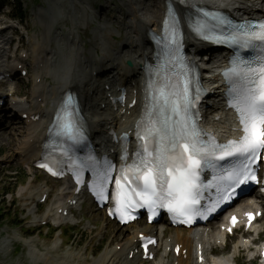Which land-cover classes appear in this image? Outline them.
Wrapping results in <instances>:
<instances>
[{"label":"snow or ice","instance_id":"6c2138e0","mask_svg":"<svg viewBox=\"0 0 264 264\" xmlns=\"http://www.w3.org/2000/svg\"><path fill=\"white\" fill-rule=\"evenodd\" d=\"M213 20L218 23L199 20L194 30L204 39L259 49L252 59L237 55L224 72L229 85L228 104L238 114L242 135L219 143L197 126L191 109L199 99V92L194 98L191 96L186 74L182 85L169 82L155 87L151 106L138 124L137 138L141 143L135 159L122 166L115 178L112 199L122 220L129 216L130 210L147 207L149 212L167 208L174 216L183 217L185 223H191L196 216L207 218L205 213L214 212L222 201L231 200L237 188L258 182L254 166L264 152V22L258 25L245 22L221 37L215 35V30L231 22L222 16H214ZM165 26L171 27L169 43L176 44L178 30L171 9ZM76 115L69 97L57 115V127L73 141L83 138ZM205 135L210 138L203 139ZM123 158L127 159V149ZM226 160L231 161L229 166L221 167L219 162ZM205 169L214 173L207 183L201 179ZM112 171L109 164L102 172L95 173L98 185L94 184V190L102 200L109 198L106 185L112 179ZM217 171L219 175L215 174ZM212 189L215 198L206 196ZM205 199L209 203L202 204ZM248 216L251 220L252 214Z\"/></svg>","mask_w":264,"mask_h":264},{"label":"bare ground","instance_id":"6f19581e","mask_svg":"<svg viewBox=\"0 0 264 264\" xmlns=\"http://www.w3.org/2000/svg\"><path fill=\"white\" fill-rule=\"evenodd\" d=\"M66 1L68 4L73 6L75 5L76 1H80V0H66ZM173 1H175L176 4H179V3L187 4V5L202 4V5H208L210 7H215V8L220 7L223 4H226L227 7L231 8L232 6L238 5L246 0H173ZM119 2L121 3L122 6L126 8L127 12L123 15V17H122L121 12H117L119 13L118 14L119 16L115 14L111 16L110 19H113L114 23L108 22L106 20V16H104L105 11L108 9V6L102 7V9L98 12L99 14L98 18L100 21H103V23H100L97 28L102 32L98 31V33L94 34L96 38V41H94V46H98L102 50L103 53L101 55V60L102 59L104 61L111 60L112 63L117 64V71H120L119 74L121 77L125 76L126 73L129 71L131 76L138 78V75L140 74V72L137 67L140 65L141 54L145 49L148 48L146 44H143V43H146L145 42L146 40L143 38L144 30L147 26L153 27V28L155 27V29L156 27H158V23L161 19L163 3H162V0H119ZM79 3H80L79 8H81L83 13L85 12L92 13V11H90L87 7L88 5L87 2L80 1ZM74 11L75 10H72L71 8V13H74ZM123 19L127 20L129 28L125 30V34L124 36H122L123 40L120 41L119 46L121 44L124 46L129 44V49L123 50L122 56L112 57V52H110L109 50L110 46L102 44V41H104V43L106 44L107 43L105 41L106 39L121 37V34L118 29L121 28L120 24ZM78 28L79 27L77 24L73 26V29L75 30H77ZM54 39L57 45L56 50H58L59 52L62 51L63 48L68 50V54L70 55L68 60L65 61L63 59V61L61 60L58 64L55 63L53 66H47V64L45 65L44 74L45 75L50 74L48 76V79L50 80L49 86H47L46 83H42V82L34 83L33 88L31 90V94L35 95L36 98H42L40 103L37 102L35 104V103H32V101L28 99L20 100V103L23 106V109L29 111L30 114L32 111H37V112H40L41 114L44 113L39 119L40 122L35 125L27 123V121H23L25 125L24 133H25L26 138L27 136L28 138L33 137L35 139V144L38 143L40 141L41 136H43L39 128L42 127V124L43 126L46 125L47 123L46 114L48 113V110H50L54 106V104L56 103V100L61 94V91L67 87L71 89H75V91L81 97L82 105L84 107V110L87 112V114L86 115L84 114V115L89 125L91 124L98 125L99 122H104L105 120L107 121V123L111 124L113 122L112 121L113 119H111L110 117L114 118V114L108 111L100 110L99 108H95L93 107L94 105L93 103L90 104L89 102L86 101L88 92L91 90L95 91L96 88L93 85H89L88 87L86 86V84H89L88 83L89 75H86L84 73V70L86 69H84V66L81 65L78 61L79 56L82 52V45L80 44L79 40L76 37L69 38L63 35L61 36L60 33L54 34ZM60 41L62 43L65 42V45L64 44L61 45ZM140 41H142L143 43L141 44ZM189 43L190 45L194 46V48L196 49L200 48L195 43H193L190 38H189ZM36 45L41 46L39 42H37L35 46ZM96 49L93 50V56L95 54L94 52ZM47 50H44L46 52V54L44 55L45 57H47L50 54V52H48ZM55 58L56 57L52 55L50 57V60L55 59ZM125 59L131 60L133 66L130 69L122 66V62ZM98 64L99 62L96 61L94 63L95 66L93 67V69H97ZM80 69L81 71L79 72L78 70ZM39 73H40V70L36 73L37 77L40 76L38 75ZM0 94L2 93L0 92ZM95 96L100 97V93L97 91ZM8 102L10 103V100ZM13 116H14V113L12 111H9L6 119L13 118ZM91 117L93 120H91ZM130 118H132V120L135 121V119L137 118V110H134V109L131 110V116L127 117V121ZM227 121H228V118H225V121H222V123H225ZM5 122L6 121L4 120V122L0 123V129L2 128V124L5 125ZM120 125H121V122H120ZM91 130L98 132L99 127L93 126L91 127ZM222 132H225V131H222ZM26 138L23 141L20 140V143H17L18 141L16 139L13 140V139H10L9 137H7V139L5 138L8 146L10 147V151L12 152L9 155L6 154L7 156H3L2 161L6 162L10 160L11 157L16 155V157L19 159L20 162L28 163L30 158L32 156L34 157L36 153L32 152L31 147L27 148ZM15 143L17 144V146L20 145V147H17L18 151L13 149L14 148L13 146ZM32 148H34V145L32 146ZM45 182L46 181L42 182L40 185H38V187H35L33 189L29 188L28 192H26L25 195L28 198H31L37 192V196L40 197L41 193L44 192L45 189H48V190L50 189L49 186L47 185V182L46 183ZM63 185L65 186L64 182L60 185V188H58L57 190L58 193H56L54 197L56 198L59 197V192L66 190V187H64ZM22 191H23V188L20 189V194L22 193ZM36 207L37 206L30 208L28 212L34 213L36 211ZM51 216H52V213L48 207L46 212H44L39 218H36L38 216H34V219L32 221L35 222L39 220H45L47 218H50ZM105 226L106 225L103 224L102 228H105ZM129 227H132V229L128 230L130 229ZM125 228L126 230L129 231V236L121 237L120 242L125 243L123 244L121 250L116 251L115 247L109 248L90 262H85L86 258L83 257V254H81L80 252H77V253L66 252L62 254V256H58V257L57 255H53L52 250L57 249V242H55L54 246L51 247V250H49L50 248L49 247L47 251H42L35 245L34 240L32 238L27 239V241L30 240L28 241L29 243H27V246H28L27 254L31 262L32 261L41 262L43 264H130L126 261V257L123 256V251L127 247L126 244L131 242L133 238V234L139 232L141 228H139L137 225H132V226H128ZM144 229H146V227H144ZM113 233L114 231H112V234H111L113 237L118 236L117 234L115 233L113 234ZM169 234H170L171 239H173L174 235L179 236L181 232L175 230L173 232H170ZM121 235L122 234H119V236ZM187 237H188V241H190L191 239L190 231L187 233ZM165 244H167V242H165ZM239 244H240V240H238L233 246L234 250L231 253L232 256L236 253V247H238ZM209 246H207V249L209 248ZM231 254L227 256H217V257L211 256L210 257L211 264H233L235 263V259L229 258ZM133 261H135L136 264H143L139 262L138 258H134ZM154 264H157V262H154Z\"/></svg>","mask_w":264,"mask_h":264},{"label":"rangeland","instance_id":"374dc122","mask_svg":"<svg viewBox=\"0 0 264 264\" xmlns=\"http://www.w3.org/2000/svg\"><path fill=\"white\" fill-rule=\"evenodd\" d=\"M61 1L57 3L56 0H21L27 12V16L24 20L25 24L23 25L25 28H27L28 32V37L26 38V47L32 46L33 42L30 40L32 36H38L40 38L44 34H51L57 28H60L64 34L71 33L72 36V33L76 32L73 29V26L77 24L79 27L77 30H79L82 38L81 42L84 44L83 49L88 54L94 47V38L92 36V32L94 31V23L97 21V19L90 15L92 13L85 12L82 14V16H80L81 18L79 17V19L78 17L72 15L71 22V20L67 17L71 16L69 14V9L70 7L72 8V6L70 4L69 6L65 0ZM87 2H89V7H92L93 9L96 6V3H99L97 9H99L104 4V0H87ZM106 2H109V0H106ZM58 4L62 7H60ZM119 4L121 3L119 2ZM75 6L80 7V3L76 1L73 7ZM111 8L114 10L118 9V4L114 2V0ZM57 12H61V14H57ZM78 12L80 11L77 10L76 14ZM96 13L99 16L98 12ZM72 14H75V11ZM114 14L118 15L119 13ZM51 16L53 18H51ZM91 25L92 27H90ZM118 30L120 32V28ZM57 33L58 32L55 34ZM29 36L31 37L29 38ZM114 41L115 40L112 39L111 42L113 43ZM62 51H64V49H62ZM23 85L25 86V83ZM26 92H30L29 82L28 86L25 88V92L22 93V95H26ZM16 122V119L9 120L8 123L5 122V125L2 124V128L0 129V206L3 209L5 208L9 211L8 214H5L6 220L0 223V263L43 264L41 262H31L30 258L28 257L27 243H29L28 241L30 240L27 241V239L29 238H32L35 245L42 251H47L49 247V250H51V247L54 246L55 242H57V249L52 250L53 255H57V257L62 256V254L66 252H80L83 254V257L86 258L85 262H90L105 250L111 248L114 243L119 242L122 236H125V234L129 236L128 230H131L132 227H129L130 229L126 230V228L118 227L114 223L108 222L105 219L103 212L95 210L93 206L88 203L84 206L83 210L79 214V224L76 227L68 226L63 227L61 229L62 231H52L46 227L37 228L28 226V223L31 221V216L25 217L27 215V210L23 205L24 201L21 199L22 196H19L20 189L23 188V192H25L24 189L26 188L28 192L29 188L33 189L38 187V185L44 181H46L47 185L49 184L52 189H55L60 185V183L52 185L51 182L44 180V177H42L39 172L30 170L26 165L22 164V162L20 163L16 155L13 156L14 158L11 157V159L6 162L2 161L3 156H7L12 152L10 151V147L8 146L5 138L7 139V137H9L13 140L16 139L18 141L17 143H20L22 138L20 133L23 127ZM13 147V149L18 151L17 147H20V145L17 146L15 143ZM14 171H16L17 174L14 173ZM11 175L15 176L12 177ZM6 191H10L12 194H7L6 196L2 195ZM25 193H21V195H24ZM25 205H27L26 202ZM44 207H46V205L43 206V208ZM13 221L21 224L15 226V224H12ZM102 224H106L105 227L107 228L103 230ZM112 231H114V233L118 236L113 237L111 235ZM119 234L122 235L119 236ZM238 264L251 263L246 262L245 259H238Z\"/></svg>","mask_w":264,"mask_h":264},{"label":"trees","instance_id":"16d2710c","mask_svg":"<svg viewBox=\"0 0 264 264\" xmlns=\"http://www.w3.org/2000/svg\"><path fill=\"white\" fill-rule=\"evenodd\" d=\"M0 219H3L2 214H1V210H0Z\"/></svg>","mask_w":264,"mask_h":264}]
</instances>
